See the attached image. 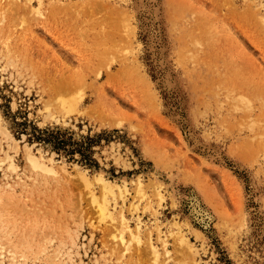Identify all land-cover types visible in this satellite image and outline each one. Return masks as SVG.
Returning a JSON list of instances; mask_svg holds the SVG:
<instances>
[{
    "label": "rangeland",
    "instance_id": "rangeland-1",
    "mask_svg": "<svg viewBox=\"0 0 264 264\" xmlns=\"http://www.w3.org/2000/svg\"><path fill=\"white\" fill-rule=\"evenodd\" d=\"M5 2L0 236L27 257L0 264L56 248L59 264H264V0ZM25 145L70 174L32 168ZM98 172L140 220L126 252L118 219L97 221Z\"/></svg>",
    "mask_w": 264,
    "mask_h": 264
},
{
    "label": "bare ground",
    "instance_id": "bare-ground-1",
    "mask_svg": "<svg viewBox=\"0 0 264 264\" xmlns=\"http://www.w3.org/2000/svg\"><path fill=\"white\" fill-rule=\"evenodd\" d=\"M2 1H4V0H0V4L1 5H2ZM19 1H21V0H6L5 4L8 5L9 3H16V2H19ZM24 3H27V5H29V11L30 12L36 14L37 16H43L44 15V10H43V7H42L43 0H36V3H34L33 0H24ZM9 6H10V4L8 5V7ZM4 14H5L4 13V10L3 11H0V20L1 19L2 20L4 19V16H5ZM23 17L21 16L20 17V20L24 22ZM261 18H263V17L261 16ZM17 22H18V20H17ZM261 23H264V18L261 19ZM9 24H12V23H9ZM13 30H15V29H13ZM8 36H10V35L7 34V37ZM4 39H5V36H4ZM7 40H6V42H7ZM227 55L228 54L226 53V56ZM230 62L234 65V63H233V61L231 59H230ZM236 67H238V66L237 65L236 66L234 65V68H236ZM234 72L235 71H233V73ZM238 72L239 71L237 70V73ZM25 157H26L27 161L29 162L30 166L32 168L36 169V170L39 169L41 171H44V172H47V173H51L52 175H55V177L58 176V175H60V174H62V175H68V174H70V171L68 170L66 164H64V163L57 164L55 162V159L53 158V156H51V155L50 156H46V155H44V153L40 149L39 150H34L31 145H25ZM4 160L7 161L8 167L10 169H15L16 168V165H15V162L13 160V157L11 155H9L8 153H5L4 157L2 159H0V161H4ZM79 173H80V176L82 177V179L87 184L88 183V178H87V175L85 174V172H83V171L81 172L80 171ZM41 174H43V173H41ZM44 175H49V174H43V176ZM47 177H50V176H47ZM96 178L101 182V187H102V189H101L102 190L101 196H102V198L99 200L95 196L94 190L91 188L92 186L89 187V192L91 194L92 203L94 204V207H95V212L97 213V216H96L97 217V221L98 222H100V221H106V219H108L109 221H114L115 219H118V226L115 228V230L111 231V238L116 243L121 244L122 247L120 249H122L123 252H126V251H128L130 249L131 242L133 240L136 241L137 243L140 242V235H139V230H138L139 227H140V220H138L136 222V226L132 229V227L130 225V222L127 219V217H126V215H125L124 210L122 209V207H120L119 209L116 210V214L114 213L115 212V209H116L115 197L117 195H120L123 198L124 195H125L124 192L127 190L126 188H122L121 186H119L117 184V187H118V194H117V192L115 193V190H113V188H112L113 185L111 184L110 180L106 179L102 175L101 172L96 173ZM66 179H67V177H66ZM6 186L8 188H11V189L13 188L11 186V184L8 183V182H6ZM137 191L138 192H141L142 191L141 190V186H140V181L138 183V190ZM110 199L114 200V205H111V203H109V200ZM197 210L199 211V209H197ZM0 234H2V233H0ZM180 236H182V235H180ZM2 238L3 237L0 236V256H3L4 253L6 252L8 254V257L10 259V262H13V260H16L17 259L16 256H19L20 259L27 257L26 254H24L23 252L19 253L18 252L19 249L16 250V248H14V245L13 246L7 245L3 241ZM158 239L161 240L162 246L164 248L163 249L164 252L165 253H168L169 250L166 247V239L164 237H162L160 234L158 236ZM148 242H149V245H150V251H151L152 259H153V261H157L158 256H159L158 247L154 243V241L152 240L151 237L149 238ZM62 254H64V253L61 252V249L60 248H56L54 250L53 254L50 256V259H51L52 263L53 264H59L61 262H64L63 261V258L61 257ZM56 258H58V260ZM68 258L70 259L71 256H68ZM22 262L25 263L24 261H21V263ZM71 264H77V263H75L72 260Z\"/></svg>",
    "mask_w": 264,
    "mask_h": 264
}]
</instances>
